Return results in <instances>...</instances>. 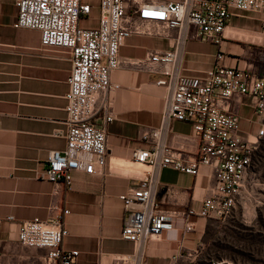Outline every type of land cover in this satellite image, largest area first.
<instances>
[{"label":"crops","instance_id":"obj_1","mask_svg":"<svg viewBox=\"0 0 264 264\" xmlns=\"http://www.w3.org/2000/svg\"><path fill=\"white\" fill-rule=\"evenodd\" d=\"M87 2L91 12L80 26L96 28L100 17L97 0ZM232 14L220 46L197 38L183 42L176 64L179 75L196 77L211 69L220 51L226 65L264 75V7L258 12ZM16 17L13 0H0V264H45L49 251L20 245L17 223L36 218L48 222L57 215L68 231L61 249L79 253L75 264H114L116 257L133 256L136 247L120 238L124 211L119 196L152 172L133 162L132 153L155 144L144 136L162 126L170 87L156 84L161 76L133 64L111 72L110 81L119 87L108 98L113 120L105 127L108 161L102 173L74 172L70 187L38 179L34 172L46 168L49 152L66 146L65 96L72 55L67 49L43 48L40 32L15 28ZM189 33L193 35L195 30L191 28ZM176 37V31L166 38L132 36L119 54L130 62L142 60L152 52L170 50ZM103 103L100 98L98 106ZM229 111L240 118L242 136H256L264 124L250 97L230 102ZM101 118L98 111L96 125H102ZM162 142L185 160L197 156L199 140L188 122L171 121ZM158 181L156 203L163 209L182 211L198 210L215 182L209 167H201L196 177L164 168L158 172ZM167 188L176 190V195L169 197ZM209 221L194 219L191 232H185L182 222L176 221L174 230H166L144 245L137 264H182L186 252L202 245Z\"/></svg>","mask_w":264,"mask_h":264},{"label":"built area","instance_id":"obj_2","mask_svg":"<svg viewBox=\"0 0 264 264\" xmlns=\"http://www.w3.org/2000/svg\"><path fill=\"white\" fill-rule=\"evenodd\" d=\"M17 8L15 28L40 32L43 48L67 49L72 55V69L67 79L65 149L51 151L45 169H36V178L70 187L72 174H100L107 164L105 127L112 122L109 95L118 89L110 81L111 72L124 64L161 76L158 85L170 87L162 126L147 132L145 139L155 144L132 153L133 162L152 168L138 185L119 196L124 219L120 238L136 247L133 256L116 257L114 264H137L144 245L157 240L166 230H174L180 220L185 232L193 231L194 219L221 221L236 205L252 158L264 138V124L256 136H242L240 118L229 111V104L250 97L254 111L264 118V75L248 68L228 66L225 55H216L214 66L196 77L179 75L176 70L183 42L197 38L220 46L232 11L258 12L264 0H180L176 2H140L138 0H97L100 17L96 28H84L80 21L90 15L87 0H13ZM195 33L191 35L189 30ZM177 37L170 50L152 52L144 59L130 62L119 50L132 36ZM104 98L103 106L98 100ZM98 111L102 125L95 124ZM171 121L188 122L199 140L197 156L183 157L162 142V134ZM201 167L213 171L214 184L198 210L163 209L154 200L159 187L158 172L164 168L198 176ZM169 197L176 190L167 188ZM65 214L68 211L64 212ZM8 221H13L9 218ZM1 224V222H0ZM68 231L61 217L48 222L34 219L17 223L18 243L30 248L47 249L45 264H75L77 251L61 249ZM197 251L186 254L194 258Z\"/></svg>","mask_w":264,"mask_h":264},{"label":"rangeland","instance_id":"obj_3","mask_svg":"<svg viewBox=\"0 0 264 264\" xmlns=\"http://www.w3.org/2000/svg\"><path fill=\"white\" fill-rule=\"evenodd\" d=\"M194 251V258L186 252L182 264H264V138L234 209L225 219L208 222L202 245Z\"/></svg>","mask_w":264,"mask_h":264},{"label":"trees","instance_id":"obj_4","mask_svg":"<svg viewBox=\"0 0 264 264\" xmlns=\"http://www.w3.org/2000/svg\"><path fill=\"white\" fill-rule=\"evenodd\" d=\"M263 51H264V49H263ZM258 76H262V75H258Z\"/></svg>","mask_w":264,"mask_h":264}]
</instances>
